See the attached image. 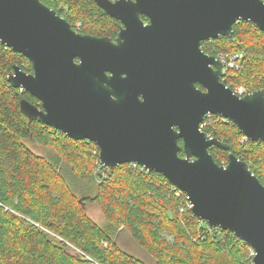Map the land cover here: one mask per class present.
<instances>
[{"label": "water", "instance_id": "obj_1", "mask_svg": "<svg viewBox=\"0 0 264 264\" xmlns=\"http://www.w3.org/2000/svg\"><path fill=\"white\" fill-rule=\"evenodd\" d=\"M94 1L124 24L116 44L77 33L41 0H0V41L33 68L15 65L7 80L40 104L22 98L21 112L94 142L107 169L136 162L161 173L187 194L196 217L233 232L264 264V185L233 153L215 162L208 148L228 145L199 128L207 113L220 114L264 141V88L237 95L222 81L225 65L201 48L231 37L238 21L264 31V1Z\"/></svg>", "mask_w": 264, "mask_h": 264}, {"label": "trees", "instance_id": "obj_2", "mask_svg": "<svg viewBox=\"0 0 264 264\" xmlns=\"http://www.w3.org/2000/svg\"><path fill=\"white\" fill-rule=\"evenodd\" d=\"M41 1L72 26L80 22L81 32L119 22L94 0ZM201 48L216 57L241 53L240 66L222 77L232 90L264 88V31L252 22H235L231 37L203 40ZM15 65L33 70L24 55L0 41V264H146L119 244L123 234L154 264L248 263L241 239L228 230L214 235L161 173L132 163L107 169L94 142L24 115L22 98L40 104L8 82ZM201 129L228 145L208 148L215 162L225 165L233 153L264 185V141L245 138L233 121L219 119ZM86 205H96L101 216H90Z\"/></svg>", "mask_w": 264, "mask_h": 264}, {"label": "built area", "instance_id": "obj_3", "mask_svg": "<svg viewBox=\"0 0 264 264\" xmlns=\"http://www.w3.org/2000/svg\"><path fill=\"white\" fill-rule=\"evenodd\" d=\"M241 57H242L241 53H238L237 52V53H231V54H225V55L224 54H221L217 58L225 65V67H226V69L228 71L230 68H237V67L240 66ZM233 91H234V93H236L239 96H242L245 93H248L247 91H245V89H242V88H235ZM219 119L222 120L224 123H228L229 121H231V119L226 118V117H224V116H222L220 114L207 113L204 116L202 122L200 123V126H199L200 130L202 131V129H201L202 126L211 124L213 121H216V120H219ZM206 136H207V138H211L210 135H206ZM245 138H247V137H245ZM99 163H100L101 166H104L100 161H99ZM132 164L133 165H136L137 163L136 162H132ZM137 165H139V164H137ZM140 166L142 168H145L142 165H140ZM145 169H147V168H145ZM172 189L173 190H176V194L177 195L184 194L186 196V199H187L186 207L189 208V209H191L192 208V203L189 201L187 194L184 191H182L181 189H179L177 186L172 185ZM183 208H181V210H183ZM207 228L210 231H213V234L216 235V236H218V235L221 236L224 231H227V230L222 229L219 226L211 227V226L208 225ZM237 238L241 239L238 236H237ZM244 244L247 246V252H248V255H247L248 263L247 264H256L255 261H254V257L256 255L255 249L252 246L248 245L247 243H244Z\"/></svg>", "mask_w": 264, "mask_h": 264}, {"label": "rangeland", "instance_id": "obj_4", "mask_svg": "<svg viewBox=\"0 0 264 264\" xmlns=\"http://www.w3.org/2000/svg\"><path fill=\"white\" fill-rule=\"evenodd\" d=\"M237 88L246 89L244 86H240ZM87 212L90 216L94 217L95 219L101 216L100 209L96 205H86ZM119 244L129 250L133 254L137 255L139 258L143 259L146 264H154L152 259H150L146 253L139 248L128 236V234L121 235L120 239H118Z\"/></svg>", "mask_w": 264, "mask_h": 264}, {"label": "flooded vegetation", "instance_id": "obj_5", "mask_svg": "<svg viewBox=\"0 0 264 264\" xmlns=\"http://www.w3.org/2000/svg\"><path fill=\"white\" fill-rule=\"evenodd\" d=\"M54 10V9H53ZM57 12V11H56ZM58 13V12H57ZM59 14V13H58ZM108 14V13H107ZM61 16V15H60ZM62 17V16H61ZM64 18V17H63ZM115 18V17H114ZM140 18L143 20L144 24H147L149 22L148 18L143 15V14H140ZM65 19V18H64ZM66 20V19H65ZM119 22L118 23H115V25H113L110 29H102V30H99L97 31L96 33H85V32H81L80 31V22H77L75 23L74 26H72L67 20V22L71 25V28L73 30H75L77 33H83V34H88V35H91V36H95V37H98V38H107L109 39V41L111 43H117V36H118V33L120 32V30L124 27V24L119 20L117 19Z\"/></svg>", "mask_w": 264, "mask_h": 264}]
</instances>
